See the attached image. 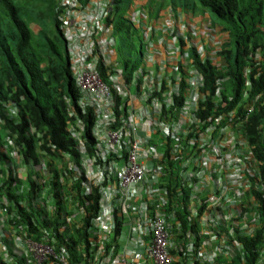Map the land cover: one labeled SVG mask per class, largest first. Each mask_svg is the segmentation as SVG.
I'll return each mask as SVG.
<instances>
[{
	"label": "trees",
	"instance_id": "1",
	"mask_svg": "<svg viewBox=\"0 0 264 264\" xmlns=\"http://www.w3.org/2000/svg\"><path fill=\"white\" fill-rule=\"evenodd\" d=\"M132 1L114 0L124 14L111 19L115 35L120 37L116 46L118 61L128 81L133 77V69L141 64L132 58L133 41L143 47L140 30L124 17ZM146 1L147 8L156 15L168 7L177 13H208L216 17L217 26L229 35L228 49L223 52L228 66L222 73L209 61L202 63L198 57L194 63L209 86L207 111L221 110L219 105L213 104L215 86L220 80H227L222 86V97L228 103V110L236 111L241 117L254 107L239 133V141L246 144L239 146H243L247 156L252 152L264 187V0ZM89 2L79 0L82 6ZM59 6L56 0H0V264H38L32 255L15 251L27 252L28 242L49 246L56 256L62 255L65 247L69 254L67 264L100 262L96 261V253L100 251L101 239L94 223L100 214L101 191L99 187L92 188V192L86 189L88 181L70 168L71 165L81 168L84 156L68 130L70 124L80 119L86 126L85 148L90 156L94 155L96 139L92 135V123L95 116L79 106L81 92L72 74ZM213 24L216 26L214 21ZM33 25L37 31L33 30ZM49 25L54 28V36ZM139 52L142 58V50ZM98 64L105 79L104 65ZM202 114L200 111L197 116ZM9 141L14 146L8 145ZM167 161L164 188L168 191L167 214L176 244L170 249V255L173 264H186L187 257L180 248L185 251L188 247V236L196 235L197 248L209 238L204 239L207 236L201 234L197 223L203 209L193 215L184 187L172 174L173 165ZM257 196L262 205L257 212L260 222L254 224L255 234L247 238L232 221L228 226L224 224L226 229L232 228L235 232L229 236V242L238 241L243 249L233 256L225 255L221 261L213 260V264H264V198ZM46 197L54 200L55 205H48ZM206 200L207 196L203 202ZM251 213L244 204L236 220L243 222L245 215ZM118 224V231L122 233L123 218ZM61 229L63 234H60ZM210 230L217 233L213 228ZM65 239L69 241L67 244H64Z\"/></svg>",
	"mask_w": 264,
	"mask_h": 264
},
{
	"label": "built area",
	"instance_id": "2",
	"mask_svg": "<svg viewBox=\"0 0 264 264\" xmlns=\"http://www.w3.org/2000/svg\"><path fill=\"white\" fill-rule=\"evenodd\" d=\"M57 2L63 9L67 31L73 26V31H68L66 36L72 74L81 92L79 106L84 112L92 108L95 116L92 125V135L96 139L94 155L88 154L80 138L86 132L80 119L70 124L68 130L84 156L81 168L77 165L70 168L88 181L86 189L92 192V188L99 187L101 191L100 214L94 223L101 239L96 261L99 259V264H173L170 249L176 245L171 241V220L167 214L166 160L173 165L172 174L177 173L178 180L190 192V201L204 206L200 226L206 233L222 219L220 210H224L225 202L236 206L251 189H261L264 198L260 167L252 160V152L247 156L243 146H239L246 144L239 141L240 128L254 108L250 107L244 120L234 125L233 112L226 114L230 123L225 127L222 126L224 116L197 121L194 114L204 97L200 94L203 80L196 71L187 80L186 100L180 106L176 105V100L184 96L179 83L169 87L161 75L157 79L153 73H140L144 77L142 93L133 96L128 76L111 57V32L106 27V19L103 20L108 0H94V5L86 9L78 0ZM166 25L173 30L172 21L167 20ZM209 39L217 42L213 35ZM203 51L201 47L199 52ZM101 60L106 82L99 72L98 61ZM135 76L138 78L139 72ZM222 92L220 84L216 97L221 99ZM165 106L168 123L163 125L158 120L164 115ZM225 107L223 103L222 108ZM178 112L180 116L176 118ZM249 196L251 201L254 195L250 192ZM193 209L197 214L200 208ZM251 217L249 220L250 216L245 215L241 223L249 233L254 231L250 223L259 224L261 218L256 213ZM121 218L124 230L119 233ZM63 232L61 229L60 234ZM117 235L124 238L119 241ZM68 242L64 240V244ZM104 242L111 246H104ZM196 242L193 236L185 251L182 248L180 251L206 262L207 252L197 248ZM31 244L47 250L43 260L31 250ZM28 248L27 252L19 254L32 255L38 264L68 263L65 247L59 256L46 245L28 242Z\"/></svg>",
	"mask_w": 264,
	"mask_h": 264
},
{
	"label": "clouds",
	"instance_id": "3",
	"mask_svg": "<svg viewBox=\"0 0 264 264\" xmlns=\"http://www.w3.org/2000/svg\"><path fill=\"white\" fill-rule=\"evenodd\" d=\"M93 5H94V0H90L89 4L84 5V6H82L81 4L83 9L92 7ZM59 9L61 11L60 13L61 30L65 37L66 43H68V38L66 36V33H68V31L72 32L73 26L70 27L67 31V28L64 25V21L62 18L63 9L60 6H59ZM118 9L119 7L115 5L114 0H108L106 13L103 14V20L106 19V27L111 32V34L109 35L111 51H113V55L111 57L114 58V61H115L114 63L118 65L117 67L119 69H122L118 61V57H117V47H116L117 40L115 38L116 35L114 31V25L111 21V19H113L116 15H118ZM124 17L125 19L132 22L135 25V27H137L140 30L142 34V39H143V47L140 48L143 53V57H142L143 62L140 64L139 67H137L136 69H133L134 71L133 77L130 80V92H131V85L135 84L138 90L137 96L140 95V93H142L141 85L144 80V77L140 75V73H143V74L153 73L157 79H158V76L161 75L164 78L165 82L169 84L168 85L169 87L177 83H179L180 88H182V85H185L184 91L182 90L183 96H184L186 92L185 88L187 85V80L189 79V76L192 74V72L196 71L202 77V80H203L202 81L203 87L200 89V94L204 97V100L200 101L198 104V111L197 113L194 114L195 119L197 121L198 119L207 120L208 118H212L213 120H215L216 118H220L221 116H224L223 121H222V126L224 127L228 126L230 123L229 121L230 117H228L226 114L231 113V112L235 113L236 111L228 110L229 109L228 103L223 100V97H221V99L216 97L217 87L220 84L221 86H223V84L226 83L227 80H220L216 83V86H215L216 102H214L213 104L219 105L221 110L215 109L212 112L207 111V108H208L207 97H209V86L206 85V82H205V79L202 73L195 67V63H194L196 57H198L202 63H206L209 61L214 67H216L217 72H221V73L228 66V64L226 63L225 56L223 55V52H226L228 49L226 48V46L229 43V35L222 32L220 27H218L217 25L215 26L213 24V21H211L210 19V15L204 12L196 14L193 11H188L187 13L178 11L177 13L174 11L172 7H168L166 10H163L158 15H156L154 14L153 11L147 8L146 0H133L131 4L129 5V9L125 13ZM167 20H170L173 22V26H172L173 30H171L170 28H167L168 27L166 25ZM211 35L216 37L217 42L213 41L212 39H209V36ZM199 36H201V40H198ZM157 45H162V48L156 49ZM201 47L204 49L203 53L199 52V49ZM99 62L102 63L103 61L101 60ZM122 70L125 73L124 68ZM138 72H139V76L138 78H136L135 75ZM184 74L186 75L185 78L183 77ZM104 81L106 82V79ZM202 91H206V93H203ZM184 100H186V96L182 97L181 99L176 100V105L180 106V104H182ZM223 103L226 104L225 108H222ZM88 109L89 110L87 111V113L93 110L92 108H88ZM200 111L203 112L201 117L197 116L200 113ZM166 113L167 111H166V106H165L164 115L158 120L160 124L165 125L166 123H168L167 118H166ZM178 113L179 114L176 118H179L180 116V112ZM235 116H236L235 121L237 122L244 120V118L246 117V116H241L242 117L241 118L237 116L236 114ZM246 122L241 126L240 128L241 131H242V127L246 124ZM80 138L84 141L83 133L80 135ZM8 145L14 146V144L10 141L8 142ZM13 155L17 157L15 152L13 153ZM175 177L178 179L177 173L175 174ZM261 182H262V178H261ZM261 187L264 191L263 185H261ZM185 189L186 188H184V191ZM250 192L252 195H254L251 201H250V196H249ZM249 193L244 197L242 203L239 202L236 205L238 207L231 206L229 203L225 202L227 199H223V201L225 202V205H224L225 208L224 210L223 209L220 210L221 211L220 215L222 216V219L220 221H217L216 225H212L211 227H209L206 233L203 231L202 227L200 226L202 217L204 215V206L198 205L196 201H190V197H189L188 200L190 201V205H191L190 207H191L192 213L194 211L193 209L194 207L195 208L201 207L200 209H203L202 217L201 219H198L197 223L202 229L201 234L207 236L204 239L206 238L214 239V240L215 238L219 240L225 239L223 247L226 253H231L233 255V253L237 251L242 252L243 245L240 244V242L238 241H236L235 243L229 242L231 241L229 236L230 235L233 236L235 233L234 229L232 228L226 229L224 224L228 226L230 225L232 221L233 225L237 229H239L240 227L239 231L242 233V235H244L247 238L255 234V231L257 229L256 226L252 225L254 227V231L253 233H249L247 230L243 229L242 224H241L242 221L238 222L236 220L237 217L240 216L241 211H242V205L244 204H247L249 209L252 210V213L249 215L250 216L249 220H251L252 218L251 215L254 216L255 213L257 214V212L260 211V207L262 203L260 199L257 198L258 197L257 195L263 196L261 189L257 191H255V189L253 190L251 189ZM189 195H190V192H189ZM198 213H199V210L197 211V214ZM197 214L193 213L194 216H196ZM213 216L215 217V215ZM211 228L215 229L217 233L212 232V230H210ZM193 236H195V238L197 239L196 235L194 234H190V236H188V239L190 240ZM171 241L173 242L172 236H171ZM15 251L21 252V250H18V249H15ZM193 258L199 261H203L202 259L198 257H193ZM204 263L208 264L205 261Z\"/></svg>",
	"mask_w": 264,
	"mask_h": 264
},
{
	"label": "rangeland",
	"instance_id": "4",
	"mask_svg": "<svg viewBox=\"0 0 264 264\" xmlns=\"http://www.w3.org/2000/svg\"><path fill=\"white\" fill-rule=\"evenodd\" d=\"M118 14H124L122 8H119L118 9ZM210 19H211V21H214V23H216V25H218L217 24V19H216L215 16H212L211 15ZM32 28H33V30H36V31L38 30V28L35 25H33ZM49 29L52 31V36H54V32H55L54 31V28L49 25ZM115 38H116L117 43H118L120 37L118 35H116ZM198 40H201V36L198 37ZM133 43H134V46H135L134 47L135 50L132 51V58L134 60H136L138 63H142L143 62V58H141V55H140V52H139L140 46L138 45L137 41H133ZM131 92H132V95L133 96H137L138 90H137V87H136L135 84H132L131 85ZM185 195L189 199L190 195H189L188 189H185ZM46 199H47L48 205H50V206L55 205V201L54 200H50L48 197H46ZM116 237H117V239L119 241H121V239L124 238V236L121 237L119 235H117ZM31 250H33L35 252V254L37 255V257H38L39 260H43L45 254H47V250L45 248H42V247L36 246V245H32V244H31Z\"/></svg>",
	"mask_w": 264,
	"mask_h": 264
},
{
	"label": "crops",
	"instance_id": "5",
	"mask_svg": "<svg viewBox=\"0 0 264 264\" xmlns=\"http://www.w3.org/2000/svg\"><path fill=\"white\" fill-rule=\"evenodd\" d=\"M158 48H162V45H157L156 49H158ZM224 241H225V239H221V240H219L217 238H215V240L214 239H206L204 246L201 247L202 251L207 252L206 263L211 264L210 262L213 260H216V259L221 261L225 255L233 256L231 253H226V251L223 247ZM186 257H187L186 264H194V263L195 264H205L204 261H199V260H196L195 258L189 257V256H186Z\"/></svg>",
	"mask_w": 264,
	"mask_h": 264
},
{
	"label": "water",
	"instance_id": "6",
	"mask_svg": "<svg viewBox=\"0 0 264 264\" xmlns=\"http://www.w3.org/2000/svg\"><path fill=\"white\" fill-rule=\"evenodd\" d=\"M262 144H263V147H264V135H263V140H262Z\"/></svg>",
	"mask_w": 264,
	"mask_h": 264
}]
</instances>
